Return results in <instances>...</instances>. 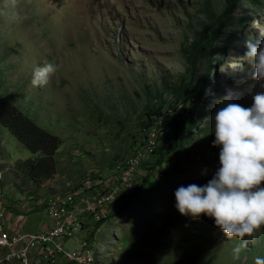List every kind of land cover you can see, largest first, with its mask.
Returning <instances> with one entry per match:
<instances>
[{"label":"rangeland","instance_id":"obj_1","mask_svg":"<svg viewBox=\"0 0 264 264\" xmlns=\"http://www.w3.org/2000/svg\"><path fill=\"white\" fill-rule=\"evenodd\" d=\"M223 9V0H19L18 19L0 14V92L61 142L57 174L35 184L15 167L31 155L0 127L5 194L45 198L104 176L142 144L145 114L158 110L166 133L156 158L165 175L147 178L130 206L92 232L102 262L254 264L264 258V228L234 259L240 240L225 238L211 218L175 209L178 187L203 186L220 166L212 143L215 112L228 102L250 107L262 90L244 57L246 41L264 39V0L237 5L241 24L219 23ZM6 11L0 0V13ZM197 38L215 40L216 53L209 73L207 65L199 68L193 98L183 101L168 88L187 82ZM45 63L56 71L46 86L33 87L32 71ZM178 112L181 132L168 124ZM33 218L21 219L26 226Z\"/></svg>","mask_w":264,"mask_h":264},{"label":"built area","instance_id":"obj_2","mask_svg":"<svg viewBox=\"0 0 264 264\" xmlns=\"http://www.w3.org/2000/svg\"><path fill=\"white\" fill-rule=\"evenodd\" d=\"M165 133L158 118L144 129L142 144L104 176L87 178L76 190L45 198L8 197L0 160V264H104L90 236L115 210L135 201L143 178L165 175L162 165L155 164ZM32 214L40 215L41 229L23 232L22 219Z\"/></svg>","mask_w":264,"mask_h":264},{"label":"clouds","instance_id":"obj_3","mask_svg":"<svg viewBox=\"0 0 264 264\" xmlns=\"http://www.w3.org/2000/svg\"><path fill=\"white\" fill-rule=\"evenodd\" d=\"M18 4L4 0L7 11L0 14L18 19ZM246 47L244 58L262 90L252 95L250 107L228 102L215 112L212 143L219 147L218 170L205 185L180 186L174 192L181 216L211 218L225 238L241 241L232 250L234 259L247 247V238L264 228V39L255 44L248 40ZM55 71L51 63L35 67L31 85L46 86ZM254 264H264V258L256 257Z\"/></svg>","mask_w":264,"mask_h":264},{"label":"trees","instance_id":"obj_4","mask_svg":"<svg viewBox=\"0 0 264 264\" xmlns=\"http://www.w3.org/2000/svg\"><path fill=\"white\" fill-rule=\"evenodd\" d=\"M242 1H247L251 4L256 3V0H223L224 9L218 16V22L225 25L241 24L242 20L237 18L234 12L237 5ZM205 8H209L208 3L205 5ZM214 42L215 40L212 39L207 41L201 38H197L192 42L189 53V56L191 57L190 63L189 67L186 68L188 80L185 82V80L180 79L175 86L168 88L171 96L182 97L183 101L193 98L195 84L199 82L202 77L198 76L199 68L207 65L208 73L212 68V59L216 53ZM203 79H207V73L203 75ZM159 116L160 113L158 110L146 113L145 118L147 123L145 129L152 126L156 121L155 119ZM180 120L181 112H178L176 116H169L168 124L175 130L180 131ZM0 127L6 129L9 134L31 155L30 159L15 164V167L21 170L31 183H41L57 174L55 155L61 144L59 138L29 116L17 103L13 102L10 97H5L1 92ZM161 163L162 162L156 158L155 164L162 165ZM147 178H149L148 175L143 178L141 184L138 186V191L146 183Z\"/></svg>","mask_w":264,"mask_h":264},{"label":"crops","instance_id":"obj_5","mask_svg":"<svg viewBox=\"0 0 264 264\" xmlns=\"http://www.w3.org/2000/svg\"><path fill=\"white\" fill-rule=\"evenodd\" d=\"M32 216L34 217L32 220H30V222H28V224L25 226L24 222H23V226H22V231L26 232V233H36L41 229V225H40V215L38 214H32ZM28 217V216H27Z\"/></svg>","mask_w":264,"mask_h":264}]
</instances>
